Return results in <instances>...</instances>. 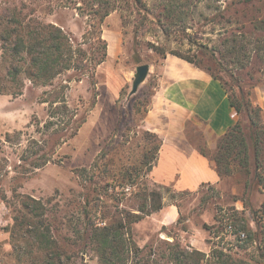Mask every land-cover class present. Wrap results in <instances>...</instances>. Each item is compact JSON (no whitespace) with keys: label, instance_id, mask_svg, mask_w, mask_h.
I'll return each instance as SVG.
<instances>
[{"label":"rangeland","instance_id":"rangeland-1","mask_svg":"<svg viewBox=\"0 0 264 264\" xmlns=\"http://www.w3.org/2000/svg\"><path fill=\"white\" fill-rule=\"evenodd\" d=\"M181 1V9L167 13L160 7L162 0H143L149 11L134 0H0V6L62 27L74 46L88 53L86 59L98 52L95 35L99 27L111 54L116 50L97 68V85L71 71L57 76L53 86H36L23 79L21 94H0V264H46L40 259L42 244L33 235L12 233L14 217L21 210L16 196L42 202L45 225L40 230L49 227L51 232L46 233L57 244L56 250L65 252L60 264H100L93 245L85 241V235L81 237L87 218L84 208L99 227L125 212L138 213L141 199L136 192L143 183L149 192H160L170 201L189 197L196 207L181 214L171 227L156 231L149 224L128 227L126 238L142 252L138 257L125 254L126 264H135L150 251L166 252L167 245L174 243L187 247L184 232L191 227L210 231L211 252L223 251L237 264H264V187L254 173H243L238 160L221 189L204 186L194 198L171 189L159 191L143 172L133 189L122 182L124 167L139 165L145 147L155 144L151 138L155 134L143 128L142 120L158 87L162 52H178L210 68L212 73L205 71L225 85L234 101L242 93L260 108L252 119L264 125L256 95L257 88L264 89V0ZM10 64L3 60L0 48V77ZM142 64L150 65L149 74L138 92L130 95L136 68ZM4 82L13 91L20 86V81ZM58 86H68L65 96L71 112L51 119L50 105L42 103L43 93ZM72 117L85 118L76 134L61 130ZM239 119L247 130L249 118L242 114ZM51 120L55 125H49ZM7 134L11 135L8 141ZM232 188L235 193L228 192ZM236 217L244 223L234 226ZM243 224L249 230H243L246 240L227 232L229 225L239 229ZM216 260L209 256L206 264H216Z\"/></svg>","mask_w":264,"mask_h":264},{"label":"trees","instance_id":"trees-1","mask_svg":"<svg viewBox=\"0 0 264 264\" xmlns=\"http://www.w3.org/2000/svg\"><path fill=\"white\" fill-rule=\"evenodd\" d=\"M134 1L141 9L147 10V5L143 0ZM162 1L163 3L160 4V7L167 13L181 9L183 5L181 0ZM108 15L109 13H106L100 18L101 23L104 22V18ZM162 25L161 28L164 31V24ZM95 39L98 52L86 59L88 53L80 47H75L70 36L62 27L53 23L28 18L17 8L0 6V48L3 60L7 63L11 62L10 66H7L6 74L0 77V94H21L24 86L23 79L30 81L36 86H53V81L57 76L71 71L79 73L80 76L90 78L93 85H97V68L106 62L108 58V43L103 39L101 27H99ZM169 53L212 73L211 69L204 67L202 63H197L178 52L171 51ZM162 55L165 58L167 53L162 52ZM212 56H215L214 52H212ZM212 76L214 77L213 74ZM8 79L20 81L18 90L13 91L8 88L9 84L4 82ZM67 87L58 86L43 93L42 103L50 105L51 119L59 117V115L63 114L62 112H71L65 96ZM230 100L239 116L245 114L249 118V128L247 130L246 127L243 128L239 119L219 139L214 157L218 174L221 178L232 176L234 173L232 164L238 160L243 173L246 176L251 175V172L252 174L254 173L259 185L264 187L262 175L264 171V125L258 124L252 119L253 113L257 115L260 108L252 106L251 102L242 93L239 101H234L232 97H230ZM70 120L71 122L62 126L61 130H70L76 134L85 123V118L73 120L72 117ZM49 125H55V122L51 120ZM6 137L8 141L11 135L7 134ZM151 138L155 141V144L152 148L145 147L146 150L142 156V162L139 165L124 167L121 175L122 182L127 188L133 189L135 185H138L135 180L137 176L141 172L148 174L156 161L161 147V140L156 135H152ZM48 161L40 162L35 167H40ZM252 168H254V171H252ZM145 176L147 177V175ZM138 188L136 196L141 199L137 209L138 213L125 212L119 219L102 227L94 223L90 211L84 208L83 213L87 218L83 223V234L81 237L85 235V241L88 240V243L93 245L100 264H126L125 254L135 253V257H138L142 252V249L137 244L131 242L130 238H126L128 235L126 231L130 230L128 227L132 224L138 223L153 212L162 209L163 202L162 194L157 191L149 192L146 183L139 185ZM16 197L20 198L21 210L14 217L15 223L12 227V233L18 230L33 235L40 245L42 244L41 251H43V256L40 258L41 261L46 262V264H60L65 252L60 249L56 250L57 244L47 234L51 232L49 227H46V231L40 230V226L45 225V210L42 202L27 195ZM36 219H38V222H36ZM236 222L244 223V220L236 217L234 226L237 225ZM243 230L249 231L244 224L237 229V231ZM211 256L217 259L216 264H237V261H234L231 256L223 251L213 250ZM207 259L208 257L205 253L193 249L190 245L183 247L179 243H174L173 245H167L166 252L158 251L157 253L150 251L146 256L139 257L135 264H165L162 263L163 260L167 261L166 264H206Z\"/></svg>","mask_w":264,"mask_h":264},{"label":"crops","instance_id":"crops-1","mask_svg":"<svg viewBox=\"0 0 264 264\" xmlns=\"http://www.w3.org/2000/svg\"><path fill=\"white\" fill-rule=\"evenodd\" d=\"M110 51L108 44V57L115 55L116 50L113 54ZM256 95L264 111V89L257 88ZM238 121L239 114L219 79L182 58L167 54L162 61L158 87L142 120L143 128L161 140L156 161L147 174L149 181L159 191L171 189L175 194H190L193 198L204 186L221 189L228 179L219 176L211 155L216 152L219 139ZM233 191V188L228 190ZM162 202V209L135 227L149 224L155 231L171 227L178 223L181 214L196 207V202L189 197L170 201L163 194ZM184 233L193 249L210 256L212 238L208 229L191 227Z\"/></svg>","mask_w":264,"mask_h":264},{"label":"water","instance_id":"water-1","mask_svg":"<svg viewBox=\"0 0 264 264\" xmlns=\"http://www.w3.org/2000/svg\"><path fill=\"white\" fill-rule=\"evenodd\" d=\"M149 71H150V65L149 64H142L136 68V72H135L134 79L132 82V88H131L130 95H134L138 92L140 86L147 79Z\"/></svg>","mask_w":264,"mask_h":264},{"label":"built area","instance_id":"built-area-1","mask_svg":"<svg viewBox=\"0 0 264 264\" xmlns=\"http://www.w3.org/2000/svg\"><path fill=\"white\" fill-rule=\"evenodd\" d=\"M236 230V231H235ZM227 232L230 234H234L238 237L239 240L244 241L247 239V234L244 231H237L233 225H229L227 227Z\"/></svg>","mask_w":264,"mask_h":264}]
</instances>
